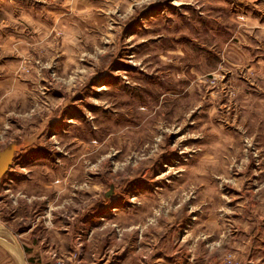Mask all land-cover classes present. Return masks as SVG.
<instances>
[{"label":"rangeland","instance_id":"rangeland-1","mask_svg":"<svg viewBox=\"0 0 264 264\" xmlns=\"http://www.w3.org/2000/svg\"><path fill=\"white\" fill-rule=\"evenodd\" d=\"M102 262L264 264V0H0V264Z\"/></svg>","mask_w":264,"mask_h":264},{"label":"crops","instance_id":"crops-1","mask_svg":"<svg viewBox=\"0 0 264 264\" xmlns=\"http://www.w3.org/2000/svg\"><path fill=\"white\" fill-rule=\"evenodd\" d=\"M100 259H101V260L103 259V255L100 257ZM101 264H103V262H102Z\"/></svg>","mask_w":264,"mask_h":264}]
</instances>
